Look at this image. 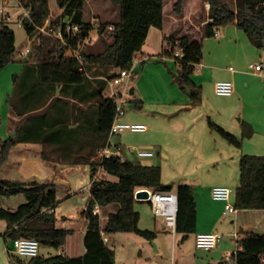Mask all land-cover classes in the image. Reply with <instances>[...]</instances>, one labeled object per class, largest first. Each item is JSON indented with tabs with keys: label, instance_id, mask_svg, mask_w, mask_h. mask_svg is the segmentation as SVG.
Here are the masks:
<instances>
[{
	"label": "crops",
	"instance_id": "0c3cea01",
	"mask_svg": "<svg viewBox=\"0 0 264 264\" xmlns=\"http://www.w3.org/2000/svg\"><path fill=\"white\" fill-rule=\"evenodd\" d=\"M202 1L185 0L183 15L179 16L174 12L173 7L177 0H165L164 26L162 30L159 29L160 47L155 49L149 44L150 37L155 33L152 28L142 52L136 58L137 65L133 71L141 72L140 80L152 69H157L162 72L167 82L166 70L162 67V63L166 65L172 62L177 66L173 59L159 58L161 62L147 63L151 61L152 56L160 54L165 36L172 33L182 35L180 28L183 24L180 22L186 20L191 13H199L200 3L201 5L204 3L203 7L209 11L210 6ZM233 2L235 3L236 0ZM93 5L95 8L99 7L96 1H93ZM207 20L211 22L209 18ZM193 37L200 39L202 35ZM263 60L264 51L257 49L248 36L238 29L235 23H232L222 28L218 36L204 39V56L193 75L194 82L202 88L200 103L194 104L189 92L182 89L179 93H175L174 99L147 101L139 87L130 89V86H127L131 98H135V102L142 105L140 108L142 112L147 113V106L156 108L149 111V116H135L131 113L123 117L126 123L147 125L148 130L141 133L154 130L152 121L155 117L165 122L175 119L174 117L180 120L184 118L182 121L186 119L190 128H193L189 132L176 134L164 131L159 135L158 141H150L146 148L157 149L159 159L140 158L135 152L132 153L137 163L147 166L157 164L163 166L167 163L166 158L173 150L172 145L177 149L178 154L192 155L190 156L191 164L197 173L189 181L182 178L171 184L177 187L179 184L188 183L194 188L198 210L195 236L199 233H221L224 236L223 243L216 249L210 252L203 251L208 254L210 264L212 262L225 264L227 255L239 249V239L243 233H264V210L239 209L237 213L225 214V204L215 201L212 197V189L216 186L231 188L236 186L237 189L240 179V160L243 155L264 156V71L257 73L249 69L251 63H260ZM93 69H97L98 73L89 72L86 80L80 84H45L40 79L37 59L30 55L25 59L15 58L13 63L0 72V139L15 137L19 132L23 138V141L12 149L8 160L4 163L2 179L25 183L51 181L57 188H66V195L61 196L66 209H62L61 203L57 208L64 217L70 215L71 210L81 208L77 200L79 195L85 203L82 204V210L87 208V201L91 195L89 186L92 183L93 164L104 156L107 142L110 140L113 146L122 145L127 148L124 146L122 133L110 138L109 134L99 131L101 98H107L111 94L109 90H114L113 86L109 83L106 85L104 82L113 71H103V68L97 67ZM135 74L137 76V73ZM15 79L17 83L14 82ZM219 81L232 82L235 92L231 96H219L215 91V85ZM123 89L125 87L113 92L124 91ZM16 92L15 103L22 113L21 116L14 113L10 104L12 95ZM138 104H132L131 108H139ZM200 122L203 125V131L198 130ZM243 122L254 129L251 138L242 139ZM211 123H215L242 140L241 148L235 146L231 148L227 145H223L222 149L219 148V144H224L222 141L226 139L212 130ZM186 139L191 143L184 145L183 141ZM205 167L216 169L218 172L213 175L200 173ZM98 170L101 172L100 169ZM11 174L17 176L15 177L17 179H12ZM107 177L117 181L114 176ZM18 201H9V205L5 208L17 209L21 204V200ZM118 210L117 204L98 207L97 212L104 218L103 226L109 215ZM141 218L140 213L139 226ZM160 221L159 229H155L154 232H167L168 229L161 219ZM88 223L87 219H83L80 229L68 237L66 247L44 258L62 254L70 258L83 257L87 253L84 238ZM117 234L111 235L110 240L104 236L109 246ZM196 249L200 252L198 248ZM162 252V249L155 245V254L159 256ZM115 259L118 264L116 253ZM142 260L140 259L136 264H155V262L147 263ZM172 264L178 263L172 261Z\"/></svg>",
	"mask_w": 264,
	"mask_h": 264
},
{
	"label": "trees",
	"instance_id": "16d2710c",
	"mask_svg": "<svg viewBox=\"0 0 264 264\" xmlns=\"http://www.w3.org/2000/svg\"><path fill=\"white\" fill-rule=\"evenodd\" d=\"M210 5L207 22L200 39L191 34L179 36L172 33L164 38V46L158 57L173 59L177 64L176 82L183 91H188L194 104L202 101V88L193 75L204 56V39L215 37L222 28L235 23L251 43L264 51V0H203ZM165 0H111L119 9L117 22H102L97 31L100 36L108 34L112 42L100 54H86L81 48L95 28L85 20L86 0H57L63 13L52 20L47 28L41 29L50 19V0H21V6L29 12V18L23 20V27L31 39L39 34L40 40L34 48V57L42 83L80 84L87 78L93 67L103 68L113 73L104 82L117 77L122 70L131 71L135 60L142 52L152 28L163 29ZM185 0H177L174 12L182 16ZM8 13V12H7ZM68 25H78L80 31L69 36ZM109 27H113L111 30ZM59 29L64 35V42L57 36ZM16 34L10 21L0 17V72L15 61ZM182 50L183 56H176ZM79 52L81 59L69 56V52ZM118 71V73L114 72ZM17 83V79L14 80ZM16 93L10 101L15 114L21 116L15 103ZM99 107V131L109 134L114 122L117 104L112 98H101ZM135 102V98L129 101ZM211 128L237 148L242 140L223 128L211 123ZM242 139L251 138L254 129L242 123ZM21 141L20 132L15 137L0 139V198L24 195L26 202L17 209L0 207V220L5 221L6 243L18 238L38 240L44 247L62 249L67 239L76 228L64 227V221L79 223L88 220V229L84 244L87 253L83 257L70 258L57 255L50 258L41 256L26 258L9 253L12 264H116L115 251L108 245L104 236L117 233H134L154 241L157 234L139 227L140 213L135 209L136 192L151 189L154 192H175L178 196L177 234L185 237L196 234L198 224L197 202L194 188L189 184H165L162 181V169L157 165L147 166L129 159L103 156L93 164L92 183L89 186L90 198L87 208L78 217H64L57 208L58 188L54 182H13L2 179V167L8 160L12 149ZM108 144V142H107ZM100 169L101 172L98 170ZM114 176L117 181L108 179ZM235 207L240 210H264V156L245 154L240 160V179L235 191ZM117 204L119 210L111 213L106 224L101 223V216L95 212L98 207ZM53 209L54 212L49 210ZM9 246V245H7ZM232 261L225 264H264V233H243L239 239V249L232 253Z\"/></svg>",
	"mask_w": 264,
	"mask_h": 264
},
{
	"label": "rangeland",
	"instance_id": "374dc122",
	"mask_svg": "<svg viewBox=\"0 0 264 264\" xmlns=\"http://www.w3.org/2000/svg\"><path fill=\"white\" fill-rule=\"evenodd\" d=\"M4 1L5 0H0V6L3 4ZM6 1H10V4L6 7V11L8 12V15L11 16L10 26L16 34L17 50H16L15 58L25 59L27 57H30L31 55L32 58L36 59L34 57V48L36 43L40 40L39 34H36V37L31 39V37L27 34L26 30L21 24L22 21L21 18L23 15H25V12H23L22 8L17 4L16 0H6ZM93 1H96L99 7L95 8V5H93ZM203 4L204 3H202L201 5L200 3L201 10L199 11V13H191L189 14L186 20L180 22L181 24H183L182 27L180 28L182 35L191 34V36H198L199 34L200 35L203 34L204 25L208 22L207 19L209 12L206 11L207 9L203 7ZM50 8L52 11L50 15V21L55 20L58 16H60L63 13V9L59 7L57 0H50ZM119 17H120L119 10L116 6H114L111 3V0H86L85 20L91 22L95 28H93L90 31L89 36L86 38L81 48V51L83 50L86 54H96V55L103 52L108 46V44L112 42V40L108 36V34H105L104 36L99 35L97 31V23H98L97 21H99L100 23L115 22L118 21ZM153 32L155 33H153V35L150 37L149 44L153 48L158 49L160 47V42H161L160 31L158 28H153ZM26 49H30L31 53H27L25 56H22L21 52L26 51ZM68 54L71 57L75 56L72 52H69ZM158 55L159 54L152 56L151 61H148L147 64H149L150 62H152L153 64H156L159 61L161 62V60H159ZM136 65H137V60H135L134 67ZM162 67H164V69L166 70L167 82L164 80V75L162 74V72H159L157 69H152L148 74H146V76L143 77L142 80H140L141 72H135L137 73V76L134 79L130 81L127 80L123 85L115 86L113 89L117 90L119 88L125 87L126 84H128L130 86V89L134 87L135 88L139 87V90L145 95L147 101L155 102L161 100L167 101L169 99H174L175 93H179L181 91L179 83L176 82V75L178 73L177 66L172 62H168L166 65L165 63H162ZM93 68L90 73L92 74L98 73L97 69H93ZM102 70L105 71V69ZM115 72L118 73V71ZM138 81H139V85H138ZM114 90H109V93H112ZM16 96H17V92H16ZM132 104H138V102H134V103L128 102L127 104L124 105L125 106L124 108L126 110V115L133 113V115L135 114V116H144V115L149 116V111L154 108L152 106H147L146 107L147 113H146V111L145 112L141 111L142 110L140 109L142 107L141 104H138L139 108L137 109H132L131 108ZM154 110H156V108H154ZM174 118L175 119L172 118V120L165 122V121H160V118L155 117L154 120L152 121L154 123L153 125L154 130H151L147 133H134L130 131H126L122 133L121 135L123 137V142L125 144L124 146L128 148L126 150L127 158L137 163V160H135L136 157L130 150V147L146 148L149 146L148 143L150 141H158L159 135H161V133L164 131H168L176 134V133L189 132V130L192 128V127L190 128L186 119L182 121L184 118H182V120L176 119V117ZM191 130H193V128ZM198 130L203 131V125L201 122L198 124ZM213 131L217 132V130H213ZM222 142H224V144L222 143L219 144V148L221 149L223 145L231 146V148L234 147V145L229 143L227 140ZM183 143L185 145V144H190L191 142L188 139H186L185 141H183ZM172 149L173 150H171L170 153L167 155L166 158L167 163H165L163 166L157 164V166L163 169L164 172L163 182L167 184H171L173 181L182 178L188 179V181L191 180L192 176L197 173L194 170V166L191 164L190 156L192 157V155L190 154V156H188L187 154L186 155L178 154L176 151L177 149L173 147V145H172ZM154 152H155V158L159 159L160 157L158 156V150L154 149ZM217 172L218 170L216 169H209L206 167L203 171H200V173H204L206 175L217 174ZM15 177L17 176L12 175V179H17ZM184 184H188V183H184ZM233 187L234 188L232 189L236 191V186ZM58 189H59L58 198L60 200L59 202L62 204V209L63 208L66 209V207H64V201L61 200L63 199L61 198V196L64 197V195H66V188L59 187ZM63 191H65V193ZM0 199H1L0 204L2 205L1 207L3 208H5L6 205H9L8 204L9 201L19 202L18 200H21L20 202L21 204L26 202V198L24 195L2 197ZM77 200L79 201L81 208L77 210L73 209L74 211L71 210V214L68 215L67 217H78L80 212L82 211V204H85L83 203L84 201H82V196L79 195L77 197ZM234 201H235V194H233L232 196V204L235 206ZM135 209L139 211L142 215L141 223L139 226L141 229L143 230L149 229L152 231H156L155 229H159L158 225L160 224L161 221L160 219L154 216L152 212L151 204L148 201L137 200L135 204ZM103 219L104 218L102 215L101 217L102 225H103ZM76 222L64 221L59 225L64 227H74L76 228L77 231L80 229L82 225V221L79 223ZM6 228H7L6 222L0 220V264L12 263L10 255L6 249L7 245L10 246L12 244V241L9 240L8 243H6L5 238L3 236ZM156 234H157V238L154 241L145 239L134 233L117 234L115 237H113L112 242L110 243V247L115 250L117 263L136 264L137 262H139L140 259H143L142 261H145L147 263L155 262V264H172V261L174 262L177 261L178 264H210L208 254L203 252V250L201 249H198L200 250V252L197 251L195 234H191L185 237V235L183 234H173L171 229H168L167 232L162 231V232H157ZM107 238L108 240H110V236H107ZM222 243L223 241L220 243V245ZM140 245H143L144 247H141ZM155 245H157L162 249L163 251L162 255L158 256L157 254H155ZM56 252L57 250L55 248L42 246L39 255L41 257H48L50 256L51 253L55 254ZM211 264H219V262L218 263L212 262Z\"/></svg>",
	"mask_w": 264,
	"mask_h": 264
},
{
	"label": "built area",
	"instance_id": "2783aa9c",
	"mask_svg": "<svg viewBox=\"0 0 264 264\" xmlns=\"http://www.w3.org/2000/svg\"><path fill=\"white\" fill-rule=\"evenodd\" d=\"M17 4L22 8L25 15L21 18V24L23 26V20L29 18V12L21 6L20 1L16 0ZM10 4V1H4L3 4L0 6V17L5 16L7 20H11V16L8 15L6 11V7ZM209 5V4H208ZM210 6V5H209ZM22 12V13H23ZM97 28L100 24L97 21ZM50 19L47 20L46 25L41 29L42 32L50 33L48 31V27L50 25ZM111 30L113 27H109ZM80 31V27L78 25H68L67 33L69 36ZM219 35V32L216 33V36ZM57 36L64 42V35L61 29H59ZM72 52L76 59H81V54L79 52ZM30 53V49H26V51H22V55H26ZM176 56L182 57L183 51L179 50L176 52ZM197 65V69L198 66ZM134 69V68H133ZM249 69L260 73L264 71V60L260 63H251L249 65ZM233 70V68H231ZM136 77V74L133 70L127 71L122 70L118 73L117 77L113 80L109 81L110 86H120L123 85L127 80H132ZM128 84H126L124 91L120 92H112L108 95L109 98L115 100L117 104L116 114L114 117V122L112 124L110 130V138L116 136L118 134L124 133L126 131H131L134 133H141L148 130V126L145 124L139 123H126L123 121V117L126 115L125 104L128 103V98H131L130 94L128 93ZM215 91L219 96H231L235 92L234 84L230 81H219L215 85ZM127 148L123 147L122 145L113 146L112 142L109 140L107 147L104 151V156L107 157H119L122 160H126ZM132 152H135L138 157L140 158H153L155 157V152L152 149L148 148H137V147H130ZM107 176L108 174L105 173ZM148 190L149 191V198L145 199L151 204L152 212L154 216L158 219H161L167 229H171L173 234H176L177 228V213H178V196L175 192H154L151 189H140L138 191ZM137 191V192H138ZM136 192V193H137ZM234 190L228 186H216L212 189V197L215 201L223 202L225 204L224 213H237L238 209L232 204V196ZM98 209V208H97ZM97 209L95 212H97ZM50 212H54L53 209L49 210ZM223 234L221 233H199L196 235V247L206 252H210L213 249H216L220 243L223 241ZM12 245V247H11ZM7 246V252L13 253L22 257L26 258H35L39 256L40 249L42 248V244L32 238H18L12 241V244ZM232 254H228L226 257V262L232 261Z\"/></svg>",
	"mask_w": 264,
	"mask_h": 264
},
{
	"label": "water",
	"instance_id": "95a60500",
	"mask_svg": "<svg viewBox=\"0 0 264 264\" xmlns=\"http://www.w3.org/2000/svg\"><path fill=\"white\" fill-rule=\"evenodd\" d=\"M136 200H145L149 198V191L148 190H142L138 191L136 193Z\"/></svg>",
	"mask_w": 264,
	"mask_h": 264
},
{
	"label": "bare ground",
	"instance_id": "6f19581e",
	"mask_svg": "<svg viewBox=\"0 0 264 264\" xmlns=\"http://www.w3.org/2000/svg\"><path fill=\"white\" fill-rule=\"evenodd\" d=\"M131 132V131H130Z\"/></svg>",
	"mask_w": 264,
	"mask_h": 264
}]
</instances>
